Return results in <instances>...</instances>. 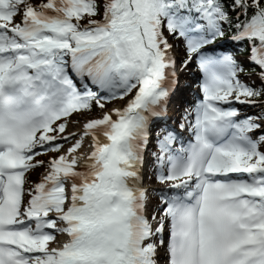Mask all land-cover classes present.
Instances as JSON below:
<instances>
[{
    "label": "snow or ice",
    "instance_id": "obj_1",
    "mask_svg": "<svg viewBox=\"0 0 264 264\" xmlns=\"http://www.w3.org/2000/svg\"><path fill=\"white\" fill-rule=\"evenodd\" d=\"M262 149L264 0H0V264H264Z\"/></svg>",
    "mask_w": 264,
    "mask_h": 264
},
{
    "label": "rangeland",
    "instance_id": "obj_2",
    "mask_svg": "<svg viewBox=\"0 0 264 264\" xmlns=\"http://www.w3.org/2000/svg\"><path fill=\"white\" fill-rule=\"evenodd\" d=\"M176 106H177V104L176 105H174V103H173V109L175 110L176 109ZM253 111H255V109H249L248 111H246L247 113H252ZM98 116L99 114H94V112L90 115V116H88V115H85V116H74L73 117V120H79L80 121V123L79 124H70V129H72V127L73 128H77V129H81L82 128V126H83V122L84 121H86L87 119H89V118H93V117H95V116ZM262 150H264V149H262ZM149 157H151V153H149ZM159 184V187H163L162 186V184H160V183H158Z\"/></svg>",
    "mask_w": 264,
    "mask_h": 264
},
{
    "label": "bare ground",
    "instance_id": "obj_3",
    "mask_svg": "<svg viewBox=\"0 0 264 264\" xmlns=\"http://www.w3.org/2000/svg\"><path fill=\"white\" fill-rule=\"evenodd\" d=\"M70 128H71V127L69 126V128H68V131H69V132H79V131L82 130V128H81V129H74V128L72 127L73 130H70ZM149 188H150V187H149Z\"/></svg>",
    "mask_w": 264,
    "mask_h": 264
},
{
    "label": "trees",
    "instance_id": "obj_4",
    "mask_svg": "<svg viewBox=\"0 0 264 264\" xmlns=\"http://www.w3.org/2000/svg\"><path fill=\"white\" fill-rule=\"evenodd\" d=\"M43 157L45 158V156H42V159H43ZM33 179H35V173L33 174Z\"/></svg>",
    "mask_w": 264,
    "mask_h": 264
}]
</instances>
